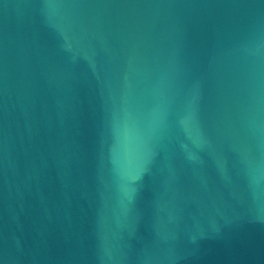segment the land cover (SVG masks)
Wrapping results in <instances>:
<instances>
[{
	"label": "water",
	"instance_id": "95a60500",
	"mask_svg": "<svg viewBox=\"0 0 264 264\" xmlns=\"http://www.w3.org/2000/svg\"><path fill=\"white\" fill-rule=\"evenodd\" d=\"M0 264H264V0H0Z\"/></svg>",
	"mask_w": 264,
	"mask_h": 264
}]
</instances>
